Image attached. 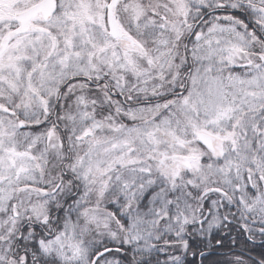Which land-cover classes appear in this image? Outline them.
<instances>
[{
    "label": "snow or ice",
    "instance_id": "obj_1",
    "mask_svg": "<svg viewBox=\"0 0 264 264\" xmlns=\"http://www.w3.org/2000/svg\"><path fill=\"white\" fill-rule=\"evenodd\" d=\"M0 264H264V0H0Z\"/></svg>",
    "mask_w": 264,
    "mask_h": 264
}]
</instances>
